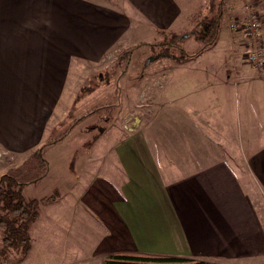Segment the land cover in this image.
<instances>
[{"label":"crops","instance_id":"obj_1","mask_svg":"<svg viewBox=\"0 0 264 264\" xmlns=\"http://www.w3.org/2000/svg\"><path fill=\"white\" fill-rule=\"evenodd\" d=\"M113 2L0 0V177L24 167L40 150L47 165L40 182L48 185L42 197H53L40 206L31 226L32 248L21 264H104L119 253L264 264V206L259 211L240 181L241 174L249 175L264 196V73L252 74L228 29L226 9L234 6L241 17L239 0H227L215 62L165 63L164 76L147 70L138 78L137 83H163L165 111L153 113L163 110L164 129L173 127L166 139L152 120L131 123L133 132L123 123L102 126L94 139L85 132L90 129L83 130L79 147L88 153L80 158V175L63 176L56 169L62 168L59 151L72 147L79 124L123 105L118 89V104L84 118L79 63H100L124 50L141 34L137 22L150 24L147 34L164 31L175 7L173 0H117L116 7ZM256 5L264 13V0ZM206 122L214 141L209 155ZM242 131L248 137L244 146L253 149L244 169L233 150ZM33 182H23V195L39 200L25 194Z\"/></svg>","mask_w":264,"mask_h":264},{"label":"rangeland","instance_id":"obj_2","mask_svg":"<svg viewBox=\"0 0 264 264\" xmlns=\"http://www.w3.org/2000/svg\"><path fill=\"white\" fill-rule=\"evenodd\" d=\"M175 2L174 11L171 14L170 11L168 13V18L166 19V25L168 28L164 29V34L156 33V34H147L145 31L147 30V26L150 24H144L141 22H137L135 29L141 31V34L134 39L133 43H126L127 45L124 46V50L134 47L138 44H144L141 47L135 48L133 54L131 55L130 59L119 58L120 53L124 50L122 49L120 52L109 53L100 63H79V75H78V88L79 92L82 88L83 96L79 99L78 108H81L82 102L86 105L82 106L83 111L80 110V114L83 112H90L96 110L103 105H110L113 106L119 103V97L117 96L118 89L120 90V102L122 108L120 106L119 110H114V108L107 107L102 111L101 115H96L93 118L86 120L85 122L79 124L78 134L73 138V145L72 147H66L59 151L58 157L60 158V163L62 164V168H60L59 164L56 167L57 170L62 173L64 176L65 174H70L71 177L75 178L76 176L80 175V167L81 157L85 158L88 151L85 145L83 147H79V142L83 138V134L81 131H85L90 129V131H85L87 134H90V137H94L96 135H100V131L104 130L102 126H113L114 124H122L123 127L127 125L131 127V123L138 121V123H146L149 120H152V124H156L159 129L161 130L160 136H165V139L168 135H170L172 128H165L166 124V117H165V103L166 100H162L163 96L160 95V90H162L163 83L157 84H144V83H137L138 78L148 72L149 70L152 72H157L156 74L159 76H164L165 70V63H178L172 55L164 56L163 54V47L159 46L158 44L162 42V40L169 36L171 33L176 34H187L191 31L192 27L194 26V17L198 14L202 8L204 7L206 0H173ZM112 6H118L117 0H114ZM120 8V7H118ZM264 20V13L262 14ZM225 23V20H224ZM133 25V24H132ZM159 32V30H157ZM230 31V30H229ZM129 33H134V30L130 28ZM233 41L236 42V38L238 37L237 33H232ZM135 42V43H134ZM159 42V43H158ZM157 43V45L153 46V44ZM180 46L183 47L187 52L190 54H194L199 48L200 45L195 40L193 36H190L186 40L179 41ZM148 44V45H146ZM129 46V47H128ZM178 50L176 48H172V54L178 55ZM217 60L215 52L213 48L206 50L205 52L201 53L199 56L192 58L190 61H186L185 63H190L189 65H196V63H200L201 66L204 63H213ZM151 63H158L155 66ZM248 65V64H247ZM115 66L114 68H112ZM129 66V67H128ZM128 67L127 71L126 68ZM250 67V66H248ZM251 68V67H250ZM148 70V71H147ZM252 70L253 75H262L264 73V69L261 71ZM127 73H124V72ZM99 72V73H98ZM110 73L111 75L107 74ZM98 73V74H97ZM126 74V79H123V75ZM101 76V77H100ZM106 79L107 82H110L109 85L105 86L107 83L102 82L101 79ZM113 80V83L111 81ZM104 85V86H102ZM155 89H150L153 87ZM157 91V92H156ZM163 92V91H162ZM157 94V95H156ZM158 97V100H157ZM128 100H127V99ZM82 99H84L82 101ZM87 101V102H86ZM127 111H125V109ZM153 108L163 109L160 114L155 115L153 113ZM79 114V113H78ZM122 117V118H121ZM93 125L101 126L100 129L92 130ZM133 125V124H132ZM230 123L227 122V129H230ZM241 126H239V131ZM159 129L154 128L155 134L159 131ZM83 131V132H84ZM62 133V132H61ZM159 136V138H160ZM203 136L207 139L206 144V154H212L214 151L213 145V131L212 128L209 127V123L206 122V129L203 131ZM241 136V135H240ZM89 138V135L86 139ZM248 138V137H246ZM245 135L242 131V137L238 139V147L233 148L235 151L236 159L238 160V167L245 168L246 165V158L250 152H252V148H246ZM78 142V144H77ZM161 147H164L161 144ZM162 149V148H161ZM226 149V148H225ZM223 149V151L225 150ZM74 151V154H72ZM231 150V149H230ZM229 150V151H230ZM228 152V149L225 150ZM233 152V151H232ZM78 153V154H77ZM183 154V152H182ZM185 155V154H183ZM182 157V156H181ZM43 158V156H42ZM66 158L68 160L66 161ZM74 160L75 164H71ZM63 161V162H62ZM179 163H172L171 168L174 169L175 174H179ZM46 164H42L41 160L37 156H33L24 167L17 169L15 174L17 177L22 181L28 184L30 181H34L32 184H29V187L26 191L27 198L30 196H36L39 200H44L47 194V181L45 183L40 182V178L42 175L45 174ZM54 175V172L52 173ZM62 178V177H61ZM241 184L245 190V192L251 193L253 199L257 202V208L259 211H262V206H264V196L257 188L255 181L249 176L241 174L240 177ZM51 195H56L52 193ZM58 197V196H56ZM44 203V202H43ZM50 203V202H48ZM41 204V205H45ZM50 216V215H49ZM22 263V262H21ZM15 262L14 264H21Z\"/></svg>","mask_w":264,"mask_h":264},{"label":"trees","instance_id":"obj_3","mask_svg":"<svg viewBox=\"0 0 264 264\" xmlns=\"http://www.w3.org/2000/svg\"><path fill=\"white\" fill-rule=\"evenodd\" d=\"M227 0H206L202 10L194 17V26L187 34L171 33L162 42L163 54L166 57L172 55L179 62L190 61L208 49L213 48L219 38L225 20ZM162 31L160 34H164ZM193 36L200 48L190 54L180 46L179 41ZM144 44L130 47L120 53L119 58L130 59L135 48ZM148 45V44H146ZM157 43L153 44V46ZM176 48L178 55L172 54L171 49ZM107 74L111 75L107 72ZM101 79V78H100ZM106 79H101L102 82ZM110 82L105 83L106 85ZM99 109L88 112L84 118L93 116ZM41 163L44 160L40 150L35 154ZM47 167V165H46ZM47 168H45L46 170ZM25 183L14 172L0 177V264H14L24 262L32 248L31 226L39 216L40 206L43 202L50 201L53 197L44 200L26 199L23 195ZM104 264H219L208 260L141 253H119L108 256Z\"/></svg>","mask_w":264,"mask_h":264},{"label":"built area","instance_id":"obj_4","mask_svg":"<svg viewBox=\"0 0 264 264\" xmlns=\"http://www.w3.org/2000/svg\"><path fill=\"white\" fill-rule=\"evenodd\" d=\"M257 1L239 0L241 17H238L234 6L227 7L226 12L228 14V29L232 33L238 34L235 41L243 48L246 63L252 69L261 71L264 69V20L263 11L256 5ZM134 129V126L128 127L129 132H133Z\"/></svg>","mask_w":264,"mask_h":264}]
</instances>
